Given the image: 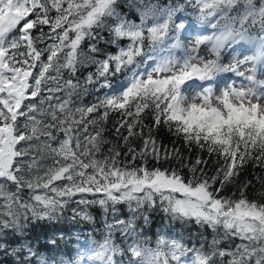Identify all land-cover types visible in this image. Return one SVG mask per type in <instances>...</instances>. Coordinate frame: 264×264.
<instances>
[{
    "label": "snow or ice",
    "instance_id": "6c2138e0",
    "mask_svg": "<svg viewBox=\"0 0 264 264\" xmlns=\"http://www.w3.org/2000/svg\"><path fill=\"white\" fill-rule=\"evenodd\" d=\"M90 90L97 95L84 104ZM113 112L121 143L105 137ZM161 127L215 155V173L159 142ZM171 160L178 166H163ZM247 163L264 168V0H0L8 264H264V191L250 199L249 181L224 194ZM73 204L85 220L94 219L87 206L102 210L100 239L74 255L55 239L31 240L29 225ZM149 210L170 225L195 224L197 241L166 231L152 243L143 234Z\"/></svg>",
    "mask_w": 264,
    "mask_h": 264
},
{
    "label": "trees",
    "instance_id": "16d2710c",
    "mask_svg": "<svg viewBox=\"0 0 264 264\" xmlns=\"http://www.w3.org/2000/svg\"><path fill=\"white\" fill-rule=\"evenodd\" d=\"M121 2L123 3V0H121ZM129 18L133 17L130 15ZM44 30L48 31L47 26L44 27ZM34 34L39 35L38 31L36 30H34ZM104 35L107 38L108 34L105 33ZM100 47L106 52L116 51L114 46L105 43H101ZM93 70L94 68L91 66L88 69H81L79 74L81 83H83V78L87 75V72ZM95 95H97V93L90 90L87 95L82 97V102L84 104L92 102ZM120 118L121 117L117 113H110L108 121L105 124L106 139L115 143H121L119 137H117L115 133L114 128L115 122ZM145 121L146 123H150L147 117H145ZM145 131L147 132V129H145ZM153 135L167 148L171 149L175 147L179 149L185 158V163H187L189 160L194 162L196 156L199 155L201 158L208 161L206 167L207 174L212 175L215 173L217 168V157L215 155L210 157L206 151H200L199 149L195 148V146L189 150L182 139H178L177 137L171 135L163 127L158 130H154ZM130 143L135 147L141 146V140L137 137L131 138ZM107 147H109V145H106L105 149H107ZM139 163L140 161L138 160L137 164ZM148 166L153 167L160 165H157L156 161L149 159ZM163 166L177 167L178 161L171 160L169 163L163 164ZM183 171L185 174H187L186 169ZM258 177H264V168L254 166L252 163H247L243 169H241L238 177L234 178L233 183L228 185V187L225 189L224 194L230 195L233 192L238 193L241 185L251 181V184L246 190L247 195L250 199L258 198L259 193L264 191V188L261 187V181L257 179ZM75 207H77V205H70V207L66 209L63 215L57 220L36 221L34 224L29 225L28 235L30 236L31 240L34 243H38L39 245H47L49 240L55 239L56 247L61 253L70 252L74 255L77 250H82L85 246H87V242L90 238L100 239V235L104 231V217L102 210L96 205H89L86 208L85 206L80 205V208H85V210L94 217L93 220H85L79 215L74 216L72 208ZM125 212H127V209L123 208L122 213ZM148 215L149 223L143 226V234L147 236L152 243H154L157 235L166 231L182 234L184 240L189 243H195L200 235L201 230L195 224L181 225L179 222H176L175 224L170 225L165 214L159 210H149ZM109 219H111V214H109ZM140 223L143 224V221H140ZM116 238L117 242H119V235H117ZM0 262H3V264H8L7 258L3 256H0Z\"/></svg>",
    "mask_w": 264,
    "mask_h": 264
},
{
    "label": "rangeland",
    "instance_id": "374dc122",
    "mask_svg": "<svg viewBox=\"0 0 264 264\" xmlns=\"http://www.w3.org/2000/svg\"><path fill=\"white\" fill-rule=\"evenodd\" d=\"M187 43V41H185ZM225 63H229L230 60L227 58V56H225V60H224Z\"/></svg>",
    "mask_w": 264,
    "mask_h": 264
}]
</instances>
